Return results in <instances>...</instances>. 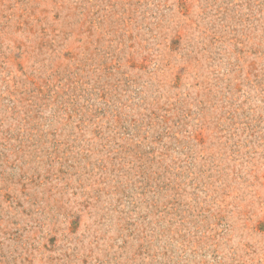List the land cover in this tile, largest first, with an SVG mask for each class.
Instances as JSON below:
<instances>
[{
    "label": "rangeland",
    "instance_id": "1",
    "mask_svg": "<svg viewBox=\"0 0 264 264\" xmlns=\"http://www.w3.org/2000/svg\"><path fill=\"white\" fill-rule=\"evenodd\" d=\"M0 264H264V0H0Z\"/></svg>",
    "mask_w": 264,
    "mask_h": 264
}]
</instances>
